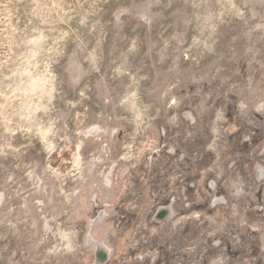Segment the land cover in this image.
Listing matches in <instances>:
<instances>
[{
	"label": "rangeland",
	"instance_id": "rangeland-1",
	"mask_svg": "<svg viewBox=\"0 0 264 264\" xmlns=\"http://www.w3.org/2000/svg\"><path fill=\"white\" fill-rule=\"evenodd\" d=\"M0 264H264V0H0Z\"/></svg>",
	"mask_w": 264,
	"mask_h": 264
}]
</instances>
